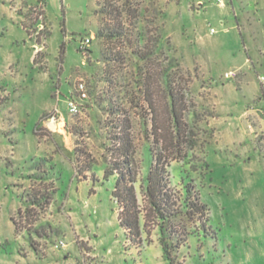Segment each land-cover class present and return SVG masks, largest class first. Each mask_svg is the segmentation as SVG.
<instances>
[{"label": "rangeland", "instance_id": "374dc122", "mask_svg": "<svg viewBox=\"0 0 264 264\" xmlns=\"http://www.w3.org/2000/svg\"><path fill=\"white\" fill-rule=\"evenodd\" d=\"M261 76L264 0H0V264H167L146 217L149 149L177 205L186 183L207 205L177 218L176 264H264ZM125 150L139 245L103 178Z\"/></svg>", "mask_w": 264, "mask_h": 264}, {"label": "trees", "instance_id": "16d2710c", "mask_svg": "<svg viewBox=\"0 0 264 264\" xmlns=\"http://www.w3.org/2000/svg\"><path fill=\"white\" fill-rule=\"evenodd\" d=\"M36 59L37 56L35 55L34 61ZM149 151L153 160L148 169L144 185V199L148 208L146 217L150 216L151 222L159 229V242L164 260L167 264H176V252L186 240V237L190 236L185 228L178 225L177 218L183 214L189 218H194V221H196L199 214L204 215L206 213L207 205L201 202L199 197L192 195L193 190L189 183H186L184 187L185 198L182 205H177L173 197L174 194L167 182L165 165L162 159L158 154H152L151 149ZM76 158L78 159L79 156ZM39 171L44 173L40 178H45L46 171L43 169H39ZM110 176H114L111 196L117 204L118 224L124 230L128 240L139 245L141 244V211L135 189V175L129 161L128 151H120L119 159L106 167L103 178L108 179ZM30 198L28 202L31 205L37 202L35 195L31 194ZM49 199L45 196L44 201L48 203ZM11 221L15 230H19L14 216H11ZM199 229L204 237L212 233L210 226L204 223H201Z\"/></svg>", "mask_w": 264, "mask_h": 264}, {"label": "built area", "instance_id": "2783aa9c", "mask_svg": "<svg viewBox=\"0 0 264 264\" xmlns=\"http://www.w3.org/2000/svg\"><path fill=\"white\" fill-rule=\"evenodd\" d=\"M218 3H222L223 0H217ZM217 29L211 27L210 28V33H216ZM85 42H88V39H85ZM234 75L233 71H227L224 76L225 77H231ZM260 81L262 82V84H264V76L260 77ZM76 96H77V100L76 99H69L67 102V107L68 110L71 114H76L79 112V102L78 101H82L85 100L87 98V92H86V87L84 85V83L79 82L76 86Z\"/></svg>", "mask_w": 264, "mask_h": 264}, {"label": "bare ground", "instance_id": "6f19581e", "mask_svg": "<svg viewBox=\"0 0 264 264\" xmlns=\"http://www.w3.org/2000/svg\"><path fill=\"white\" fill-rule=\"evenodd\" d=\"M49 124H50L51 128H53V129L56 128V127H57V128H58V127L60 128V123H59V124H56L54 121H50Z\"/></svg>", "mask_w": 264, "mask_h": 264}, {"label": "crops", "instance_id": "0c3cea01", "mask_svg": "<svg viewBox=\"0 0 264 264\" xmlns=\"http://www.w3.org/2000/svg\"><path fill=\"white\" fill-rule=\"evenodd\" d=\"M14 1V0H13Z\"/></svg>", "mask_w": 264, "mask_h": 264}]
</instances>
